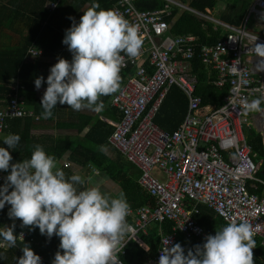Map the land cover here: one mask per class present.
<instances>
[{
	"label": "built area",
	"instance_id": "2783aa9c",
	"mask_svg": "<svg viewBox=\"0 0 264 264\" xmlns=\"http://www.w3.org/2000/svg\"><path fill=\"white\" fill-rule=\"evenodd\" d=\"M102 1L112 4V10L123 14L130 23L140 25L145 36L140 57L133 60L125 56L122 70L132 68L133 71L124 80L121 90L109 100L120 118L107 120L113 127L108 143L139 169V185L157 201L155 209L131 208L127 219L136 233L127 245L135 242L143 248L142 238L149 235L154 225L160 229L159 248L152 259L154 264H158L166 246L179 243L187 253L189 245L205 242L207 233L194 219L199 215L198 206H204L226 225L233 221L249 222L254 239L259 238L264 246V178L259 177L261 164L256 162L257 155L247 138V132L255 130L264 141V112L245 116L239 105L241 98L264 97V71H255L259 58L249 53L253 36L258 37L255 43H264V0H251L238 26L223 22L210 10L197 12L179 0H160L163 8L155 12L139 10L137 2L142 0ZM57 8L58 1L48 2L46 6L51 15ZM173 9L209 22L215 28H223L227 38L214 47L204 46L196 52V38L170 35L164 18L170 16ZM40 54L34 47L28 50L29 57ZM195 58L214 75L215 86H230L224 105L203 106L201 98L196 96V80L192 75ZM11 83V89L18 93L19 81ZM174 86L186 97L187 111L176 131L169 133L155 123V118ZM3 104L0 106V135L7 121L25 118L40 121L33 111L27 110L19 94ZM221 108L227 111H220ZM70 166L69 162L64 163V167ZM94 172L98 173L95 169ZM4 180L5 175L0 172V183ZM259 189H262L261 195ZM167 223L172 224L170 234L162 231ZM21 234L25 240L26 233L19 236ZM0 248L7 249L6 242L0 241ZM38 256L41 264H50L55 254L51 259ZM122 264L132 263L122 261Z\"/></svg>",
	"mask_w": 264,
	"mask_h": 264
},
{
	"label": "clouds",
	"instance_id": "9594fccd",
	"mask_svg": "<svg viewBox=\"0 0 264 264\" xmlns=\"http://www.w3.org/2000/svg\"><path fill=\"white\" fill-rule=\"evenodd\" d=\"M98 9L99 3H93L79 23L66 30L62 44L72 59L58 58L49 69L39 118L52 119L57 104L73 111L102 112L105 104L101 98L121 90L125 56L133 60L140 57L145 39L140 25L130 23L116 10ZM257 39L252 37L249 53L259 58L255 71L261 72L264 43H255ZM42 83L43 76L36 78L35 88L39 90ZM262 104L264 97L239 101L245 116L264 112ZM20 139L18 134H8L3 140L7 148L0 147V171L10 170L7 182L0 185V210L10 205L9 219L20 220L21 226L30 230L38 228L49 239L59 237L62 254L57 251L52 264H122L119 255L136 233L127 219L132 210L125 193L113 195L102 192L99 185L87 187L90 178L66 175L57 158L39 144L29 159L11 163L8 149L16 148ZM99 150L106 152L107 148L101 145ZM14 229V223L0 228V237L9 248L16 247L18 237L23 241V234L15 235ZM254 235L249 222L233 221L217 229L215 235H207L202 245L186 254L179 243L166 246L158 264H254ZM166 241L168 245L167 237ZM22 252L17 264H41V257L27 244Z\"/></svg>",
	"mask_w": 264,
	"mask_h": 264
},
{
	"label": "trees",
	"instance_id": "16d2710c",
	"mask_svg": "<svg viewBox=\"0 0 264 264\" xmlns=\"http://www.w3.org/2000/svg\"><path fill=\"white\" fill-rule=\"evenodd\" d=\"M6 1V4H4ZM58 8L51 15L45 9L48 2H57ZM182 4H187L189 8L206 13V10L218 11L220 6V19L223 22L238 26L245 17L246 11L250 6L251 0H179ZM93 3H99L100 9L112 10L113 5L102 0H3L0 2V29H11L15 21H19L29 29V34L22 40V43L16 48H7L0 50V106L3 103L15 98L17 94L25 101L28 111H33L35 116L40 117L43 109L41 108V98H38V90L35 88L36 78L43 76L45 83L41 88L47 87L46 80L48 73L40 69L36 63H28L26 56L29 48L34 47L43 50L46 56H56L64 48L62 40L65 31L73 23H79L80 17ZM137 8L144 12L161 11L163 2L160 0H142L137 2ZM98 9V10H100ZM67 13L74 14L73 20H68L66 29L61 31L59 28L61 22L56 25L58 17H64ZM169 26V33L173 37L192 36L196 38L194 47L199 52L201 47H214L227 38V33L223 28H215L209 22L196 19L189 13H180L173 9L170 16L164 18ZM66 22V21H65ZM261 33V32H260ZM262 34V33H261ZM71 61L72 55L63 57ZM132 68L121 71L122 84L128 75L132 73ZM192 75L195 77V93L201 98L203 106H222L229 94L230 86H215L213 84L214 75L204 66L201 61L195 58L192 61ZM12 80H18L20 83L18 93L11 89ZM113 96V95H112ZM112 96L102 97L105 109L100 113L92 111H73L67 105L57 104L53 109V125L60 133L53 135L33 136L32 130L45 128L49 122L45 119L35 121L31 118L7 121V127L0 135V147L7 148L3 143L4 137L8 134H18L20 143L16 148L8 149L11 156V163H19L29 159L34 146L42 145L45 151L57 158L58 164L64 163L67 159L75 166H87L92 164L100 170L103 176H106L110 182L118 185L119 191H123L127 197L128 203L133 210L143 207L155 209L156 199L152 198L146 190L141 188L138 179L141 172L130 162H127L121 155L111 148L108 144V137L113 131V127L101 119L111 118L119 120L120 114L110 106L109 100ZM35 100H34V99ZM31 99V100H30ZM264 106V105H263ZM69 108V111L68 109ZM187 111V100L183 92L177 87H171L167 93L157 116L155 123L162 129L174 131L183 121ZM61 132H64L63 135ZM248 141L258 157L256 162L261 161V172L259 177L264 178V143L262 136L255 130L247 132ZM106 146V152H101L99 146ZM60 167V165H58ZM66 175L71 176L75 173L74 169L61 167ZM136 172H134V171ZM4 172V171H2ZM10 174L8 172H4ZM0 183L4 185L7 180ZM82 176V175H81ZM84 177V176H83ZM83 187V186H81ZM12 189L9 188V192ZM262 191V190H261ZM261 195V193H258ZM10 205L0 210V228H3L5 222L9 220L8 212ZM199 224L209 229L210 223L207 221L205 211L201 208ZM24 229H28V237L23 241H18L16 247L0 248V264H17L18 258L23 255L22 248L27 244L36 255L44 254L51 259L53 254L59 249V237L53 235L50 239L46 235H41L38 228L30 230L29 227H22L21 221L15 224L14 234L18 236ZM165 234L172 233V224L167 223L163 226ZM209 231V230H208ZM0 240H3L0 237ZM148 245L150 252L156 253L160 244L159 228L154 226L149 231V236L143 238V242ZM256 248L253 249L254 264H264V246L262 241L257 238ZM204 242L189 245V249H194L196 245H202ZM186 254V253H185ZM146 256L144 250L135 242H131L125 248L124 255L120 257L125 263L141 264ZM52 264V263H50Z\"/></svg>",
	"mask_w": 264,
	"mask_h": 264
},
{
	"label": "crops",
	"instance_id": "0c3cea01",
	"mask_svg": "<svg viewBox=\"0 0 264 264\" xmlns=\"http://www.w3.org/2000/svg\"><path fill=\"white\" fill-rule=\"evenodd\" d=\"M3 1V0H0V2ZM4 4H6V1H4ZM47 6V5H46ZM46 9V7H45ZM88 8H86L87 10ZM222 9H224L222 7ZM220 9V10H222ZM214 13V16L216 15H219L217 17H220V14L219 12H212ZM69 17H74V14H70V13H67L66 16L64 17H58L56 19V25H58L57 23L58 22H61V26H59L60 29H62L61 31H63L64 29H66V26H69L68 25V20ZM66 21V22H65ZM71 21V20H70ZM65 31V30H64ZM66 32V31H65ZM29 34V29L26 28V26H24L23 23L19 22V21H15L13 23V26L11 29H5L2 31H0V50H4V49H7V48H16L17 46H19L21 43H22V40L27 37ZM36 50H39L41 52V54L39 56H36V57H29L28 56V53H27V56H26V61L28 63H36V64H39L40 65V69L43 70L45 73H49V69L55 65V63L58 62V58H63L65 57L66 55H70L71 56V53L68 51L67 49V46L64 45V48L63 50L60 52L59 55H56V56H46L44 53H43V50L39 49V48H36ZM146 66H148V63L146 62L145 64ZM45 88H41L38 90V98H41L43 97V94L45 92ZM34 99V98H33ZM31 100V99H30ZM35 100V99H34ZM209 106H212V105H209ZM69 111V109H68ZM102 120H104L105 123H107V120L108 121H116V119H111V118H104L101 117ZM47 122H49V124H47L45 126V128H38V129H34L32 130V134L33 136H42V135H53V136H56V134H59L60 132L58 130H56V128L53 127V125L55 124V120H48L47 119ZM108 124V123H107ZM109 125V124H108ZM112 127V126H111ZM166 131H168L169 133H173L176 131V129L174 131H169L168 129H164ZM64 132H61V134L63 135ZM264 143V141H263ZM109 144V143H108ZM109 146L111 148H113L110 144ZM114 149V148H113ZM109 151V149H107ZM116 151V149H114ZM119 153V152H118ZM120 154V153H119ZM121 155V154H120ZM257 155V153H256ZM122 157V155H121ZM258 157V155H257ZM256 157V158H257ZM259 159V157H258ZM64 163L66 162H69L71 164V162L66 158L63 159ZM64 163H60L58 165H60V168L63 166L64 167ZM258 163H260L262 165V162L259 161ZM69 169L72 168L74 169L75 173L79 172L80 175L84 176L85 178H90L89 179V183H91L92 181H96V183L94 184L95 185H99L100 188H101V191L102 192H105L104 189H102V183L103 182H100V180H98L100 178V176H103L100 172V170H98L95 166H93L92 164H88L87 166H75V165H72L70 167H68ZM94 169L98 172V173H92V171H94ZM92 170V171H91ZM139 170V169H138ZM136 170V171H138ZM264 170V169H263ZM134 171V170H133ZM134 171V172H136ZM3 175H7L5 174L4 172L0 171ZM9 175V174H8ZM105 179H103L104 182H107L108 183V188H110V185L111 183L109 184V180L106 176H104ZM140 178V177H139ZM139 180V179H138ZM89 183L86 185L87 187H91L93 185H89ZM113 189H116V193L120 192L119 191V188H114V186H116V184H113L111 185ZM118 186V185H117ZM262 189H259L258 193H262L261 191ZM106 193V192H105ZM202 209L203 211H205V216L207 218V221H209L210 223V228L209 229H206L203 227V225L201 226L199 224V216H200V211H199V215L198 216H195L194 219L195 221L197 222L198 225H200L207 233V235L211 234V235H215V231L217 229H219L221 226H226V224L220 220L211 210L207 209L206 207L204 206H198V210L199 209ZM19 220L16 219V220H11L9 219L7 222H5V225L4 227H9L11 225L16 224L18 223ZM165 225V224H164ZM163 225V226H164ZM163 226H162V231L164 232V229H163ZM3 227V228H4ZM154 227V225L151 226L150 230ZM158 227V226H157ZM159 228V227H158ZM160 230V229H159ZM209 230V231H208ZM20 233H26V237H28V229H24L22 232ZM165 233V232H164ZM19 236V234H18ZM149 236V235H148ZM145 238V237H144ZM18 240V239H17ZM1 242H4L3 240H0ZM19 241V240H18ZM142 241H143V238H142ZM144 252L146 253V256L143 258V262L141 264H154L152 259L154 257V252H150V248L148 247V245L145 243V241L143 242V248ZM6 250V249H4ZM39 255H44V254H39ZM54 255V254H53ZM46 256V255H45ZM47 257V256H46Z\"/></svg>",
	"mask_w": 264,
	"mask_h": 264
},
{
	"label": "rangeland",
	"instance_id": "374dc122",
	"mask_svg": "<svg viewBox=\"0 0 264 264\" xmlns=\"http://www.w3.org/2000/svg\"><path fill=\"white\" fill-rule=\"evenodd\" d=\"M185 5H187V4H185ZM220 9H222V6H220L218 12H220ZM214 12H217V11H214ZM0 31H2V28L0 29ZM262 32L264 33V30ZM67 109H69V108H67ZM93 172L94 171H92V173ZM156 175L159 176L158 173H156ZM103 179H105L104 176H100V178L98 179V180H100V182H103L102 185H101L102 189H104L106 193H110V194H113V195L116 194V191H115L116 189H113L112 186H111V185H113V183L109 182V184L111 183V185H110V188H108V183L104 182ZM95 183H96V181H92L91 183H89V185H93L94 186ZM114 188H118V186L116 185V186H114Z\"/></svg>",
	"mask_w": 264,
	"mask_h": 264
},
{
	"label": "water",
	"instance_id": "95a60500",
	"mask_svg": "<svg viewBox=\"0 0 264 264\" xmlns=\"http://www.w3.org/2000/svg\"><path fill=\"white\" fill-rule=\"evenodd\" d=\"M263 174H264V170H263Z\"/></svg>",
	"mask_w": 264,
	"mask_h": 264
}]
</instances>
